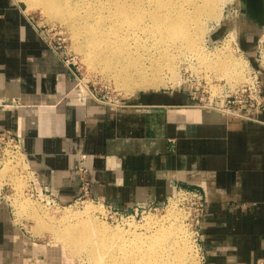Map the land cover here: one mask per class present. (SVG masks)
I'll return each instance as SVG.
<instances>
[{
  "label": "crops",
  "instance_id": "0c3cea01",
  "mask_svg": "<svg viewBox=\"0 0 264 264\" xmlns=\"http://www.w3.org/2000/svg\"><path fill=\"white\" fill-rule=\"evenodd\" d=\"M69 75L17 0H0V129L16 136L43 185L72 201L76 155L85 153L92 196L120 211L162 203L178 187L198 189L205 264H264V107L244 119L164 90L130 95L114 109ZM25 241L0 202V264H25Z\"/></svg>",
  "mask_w": 264,
  "mask_h": 264
},
{
  "label": "rangeland",
  "instance_id": "374dc122",
  "mask_svg": "<svg viewBox=\"0 0 264 264\" xmlns=\"http://www.w3.org/2000/svg\"><path fill=\"white\" fill-rule=\"evenodd\" d=\"M92 1L102 3L106 0ZM17 2L21 10L30 17V22L36 24L47 45L57 52L60 61L68 68L69 80L74 82L73 85L78 88L82 87L96 103L106 107L123 108L127 105L125 99L130 95L144 91L164 90L188 91V93L192 91L195 93V97L190 99L191 104L211 105L218 102L225 93L233 91L245 81L246 74L243 71L245 63L255 67H263L260 66V54L262 53V58H264V24L258 26L246 12L242 11L243 0L217 1V12H221L219 21L216 22V17L215 19L210 17L205 20L206 22L204 21V32L202 31L200 38H198L200 40V55L198 57L188 55L190 53L183 52L172 45L168 51L170 52L174 48L178 51L174 49L171 52L178 56L174 59V67H171L173 71L161 67L157 71L161 80L156 82L158 85L148 83L143 86L139 84L130 87L120 85L117 81L118 78H115L117 67H119L117 59L114 60L115 67L111 69L105 66L101 59H95L92 65L89 64L86 51L77 47L84 38L82 35L74 36L68 22L53 18L35 0L33 2L17 0ZM145 4L148 10L150 4L147 0ZM80 11L82 12L84 9L81 8ZM254 25L257 27L254 28ZM248 28H253L251 30L253 35H251V39L248 38L249 41L246 40L248 36L246 37L244 34L249 30ZM137 35L138 39L135 40V43L134 40H131L129 48L132 52L129 51V53L136 63L140 62L143 66L141 70L152 72L154 67L160 63V53L152 45L153 41L147 40V35L144 32L139 31ZM238 46L240 50L237 48ZM228 59H235L238 66H242L240 78L237 77L238 80L232 75L225 76L223 74V70L229 63ZM211 61L215 63H211ZM261 61L264 65V59ZM16 161V165L7 160L0 165V202L8 207L9 216L16 233L26 239L25 255L27 259L24 261L25 264H96L95 259L86 251H74L66 240L50 230L54 228L60 231L64 225L77 223L89 215L96 220V225L102 230V235L98 234V236L105 238V241L109 240L107 245L113 243L115 239L119 243H117L119 247L123 245L124 249L130 248L132 243L135 244V239L132 237L144 236L146 230L148 232L149 229L150 232L156 228V225L158 227L157 223H146L150 218L159 219L157 221H161V225L168 228L176 229L178 227L177 229L181 231L178 240L180 239L182 245L185 246L188 255V260L182 264H200V260L194 251L191 228L186 220L189 215V208L186 203L181 204L180 196L176 192L170 196L171 199L162 210L146 211L142 215H137L135 219L111 217L102 213L97 202L99 199L93 196L94 199L79 200L74 197L69 203L59 201V203L53 204L31 187L28 182L29 173L20 172L18 167L24 169L26 166L22 163L21 158H16ZM87 212L90 214L88 215ZM111 229H115L116 234ZM130 239L134 242L130 243ZM118 252L121 253V249ZM15 253L17 255V252Z\"/></svg>",
  "mask_w": 264,
  "mask_h": 264
},
{
  "label": "bare ground",
  "instance_id": "6f19581e",
  "mask_svg": "<svg viewBox=\"0 0 264 264\" xmlns=\"http://www.w3.org/2000/svg\"><path fill=\"white\" fill-rule=\"evenodd\" d=\"M31 1L34 0H29V2ZM35 1L41 4L42 9L53 18L68 22L74 36H83L84 40L77 47L86 51V58L90 65L95 62V59H101L104 65L111 69L115 67L114 60L117 59L119 67H117L115 78H118L117 81L120 85L129 87L139 84L142 86L148 83L154 84L159 81L160 77L157 71L161 67L170 70L172 66L174 67V59L178 56L171 52L175 46L183 52L190 53H187L188 55L198 57L200 55V40L198 38L203 31L204 21L207 18L214 17L215 19L216 17V22H218L221 15V12H217L218 0H147L150 4L148 10L145 4L146 0H106L102 3L92 0ZM81 8L84 11L81 12ZM139 31L147 35V40L153 41L152 45L155 46L161 56L159 57L160 63L154 67L152 72L141 70L143 66L139 61L136 63L129 53V51L132 52L129 48L131 40H134V43L135 40L137 41ZM172 45L174 49L169 52L168 49ZM114 52L118 54L116 55ZM261 59H264L262 53L260 54L262 65ZM203 60L205 61V59ZM228 62L223 74L225 76L232 75L235 79L240 78L241 64L239 67L235 59H228ZM240 62H242L241 59ZM211 63L215 62L211 61ZM246 67L247 64L245 63L244 72ZM92 209L94 210V208ZM100 209L102 213H105L103 208L100 207ZM89 210L91 212L90 207ZM157 220L150 218L146 222L149 224L157 223L158 227L156 225V228L150 232L149 229L148 232L146 230L144 236L132 237L130 234L135 239V244L130 239L129 242L132 244L128 249H124L123 245L119 247V243L115 239L113 240L115 244L107 245L109 240L105 241V238L98 236V234L102 235V230L90 215L77 223L64 225L60 231L54 228L50 230L66 240L74 251H86L95 259L96 264L186 263L188 260L186 248L180 239L178 240L181 234L180 229H177L178 227L176 229L168 228L161 225V221ZM111 230L116 234L115 229ZM95 239L97 240L94 242ZM120 249L121 253L118 252Z\"/></svg>",
  "mask_w": 264,
  "mask_h": 264
},
{
  "label": "built area",
  "instance_id": "2783aa9c",
  "mask_svg": "<svg viewBox=\"0 0 264 264\" xmlns=\"http://www.w3.org/2000/svg\"><path fill=\"white\" fill-rule=\"evenodd\" d=\"M237 44V43H236ZM239 50V46L237 47ZM261 64V63H260ZM262 66V65H260ZM245 81L237 86L233 91L225 93L218 102L205 105L195 104L194 106L202 107L208 110H214L225 115L244 119H254L264 107L263 83L260 76L259 67L247 64L245 69ZM191 99H193L194 92L189 91ZM21 158L23 164H26L24 169H18L20 172L29 173V184L35 191L54 203H59V198L51 190H49L39 180L35 170L28 163L25 153L21 150L18 139L10 131L0 129V165L6 160L11 164L16 165V158ZM87 155L85 153H78L76 155L74 170L77 182L76 198L79 200L92 198V179L90 177L89 168L86 162ZM176 194L180 196L181 204L186 203L189 208V215L186 219L191 228L194 251L200 260V264H205V251L203 247L202 233L200 230V222L205 213V199L202 192L195 188H178ZM94 199V198H92ZM171 197H168L162 203H150L139 211H120L114 209L110 204H106L101 200H97L100 207L104 209L106 215L111 217L132 218L135 219L137 215H142L146 211H159L162 210L166 203L169 202Z\"/></svg>",
  "mask_w": 264,
  "mask_h": 264
},
{
  "label": "water",
  "instance_id": "95a60500",
  "mask_svg": "<svg viewBox=\"0 0 264 264\" xmlns=\"http://www.w3.org/2000/svg\"><path fill=\"white\" fill-rule=\"evenodd\" d=\"M242 11L246 12L255 23L264 24V0H243Z\"/></svg>",
  "mask_w": 264,
  "mask_h": 264
},
{
  "label": "flooded vegetation",
  "instance_id": "af4514ba",
  "mask_svg": "<svg viewBox=\"0 0 264 264\" xmlns=\"http://www.w3.org/2000/svg\"><path fill=\"white\" fill-rule=\"evenodd\" d=\"M249 16V15H248ZM250 17V16H249Z\"/></svg>",
  "mask_w": 264,
  "mask_h": 264
}]
</instances>
